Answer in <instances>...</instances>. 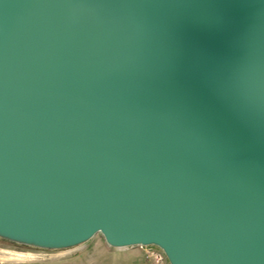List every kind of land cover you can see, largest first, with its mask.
<instances>
[{
  "label": "water",
  "instance_id": "obj_1",
  "mask_svg": "<svg viewBox=\"0 0 264 264\" xmlns=\"http://www.w3.org/2000/svg\"><path fill=\"white\" fill-rule=\"evenodd\" d=\"M99 233L264 264V0H0V238Z\"/></svg>",
  "mask_w": 264,
  "mask_h": 264
},
{
  "label": "crops",
  "instance_id": "obj_2",
  "mask_svg": "<svg viewBox=\"0 0 264 264\" xmlns=\"http://www.w3.org/2000/svg\"><path fill=\"white\" fill-rule=\"evenodd\" d=\"M49 257V264H149L141 247H113L98 234L84 244L58 250Z\"/></svg>",
  "mask_w": 264,
  "mask_h": 264
},
{
  "label": "rangeland",
  "instance_id": "obj_3",
  "mask_svg": "<svg viewBox=\"0 0 264 264\" xmlns=\"http://www.w3.org/2000/svg\"><path fill=\"white\" fill-rule=\"evenodd\" d=\"M98 235L102 236L101 233ZM56 252L58 250L35 248L0 238V264H49V256Z\"/></svg>",
  "mask_w": 264,
  "mask_h": 264
},
{
  "label": "built area",
  "instance_id": "obj_4",
  "mask_svg": "<svg viewBox=\"0 0 264 264\" xmlns=\"http://www.w3.org/2000/svg\"><path fill=\"white\" fill-rule=\"evenodd\" d=\"M144 249L150 264H170L168 257L163 249L156 245L140 246Z\"/></svg>",
  "mask_w": 264,
  "mask_h": 264
}]
</instances>
